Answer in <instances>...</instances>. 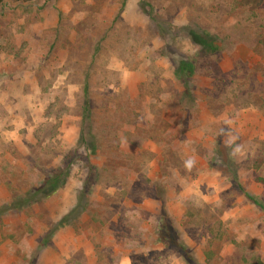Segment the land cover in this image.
Masks as SVG:
<instances>
[{"label": "rangeland", "instance_id": "374dc122", "mask_svg": "<svg viewBox=\"0 0 264 264\" xmlns=\"http://www.w3.org/2000/svg\"><path fill=\"white\" fill-rule=\"evenodd\" d=\"M70 153L62 188L0 216V264H264V0H7L0 207Z\"/></svg>", "mask_w": 264, "mask_h": 264}, {"label": "trees", "instance_id": "16d2710c", "mask_svg": "<svg viewBox=\"0 0 264 264\" xmlns=\"http://www.w3.org/2000/svg\"><path fill=\"white\" fill-rule=\"evenodd\" d=\"M6 1L7 0H0V9L5 6ZM15 1H17V2H28V1H33V0H15ZM189 31H187L188 36H189ZM189 38L191 39V41L194 44L200 46L203 50L208 49V47L206 45H204L203 43L193 41V39L190 36H189ZM209 48L213 49L214 52H218V50H219L218 47L213 48V46H211ZM186 62L190 66H187ZM176 64H177V69H176L177 70L176 71L177 79L180 80L181 84L183 85V87L185 89L184 94L191 97V96H193V88H192L193 85H192L191 80H192V76L194 74V66L192 63H190L189 61H187L185 59L177 61ZM84 92H85V95L88 93L86 87L84 89ZM84 112L85 113H84L83 119H82V126L83 127L81 129L79 146H82L87 152H92V151H94L95 148L93 147V145H91V141L87 137V129H86L87 125L88 124L90 125V122L88 121L89 117H90V114H89L90 108H89L88 103L84 107ZM74 163H75V154H71L70 156L66 155V154L63 155V160H62L61 166H59L56 169L57 171L54 170L55 172L53 171L52 174L45 175V177H43V181L41 182L39 187H37L35 190H30L29 192L25 193L24 196H17L15 198H13L7 204L1 206L0 207V216L6 214L8 212H11V211L22 210V209L30 206L31 204H33L35 202L42 201V200L47 199V198L51 197L52 195H54L60 188H62L65 185L67 179L69 178V176L71 174V168H72V165ZM90 175L91 174H89V176ZM93 175H94V173H93ZM93 175H91V177ZM88 180H90V178H88ZM235 182L238 183V181L236 179H235ZM91 186L92 185L90 183L89 184H88V182L86 183L85 188L81 192L77 206L71 211V213L68 216H66L63 219V222H65V224L66 223L70 224L69 223L70 215H72L73 213H77L78 209H80L82 200L85 199L89 194V188H93ZM239 186H240V188H242L240 184H239ZM245 195L249 201H251L255 205L259 206L264 211V203L262 201H260L256 196H253L248 192H245ZM157 199H158V206H159L160 212L162 214L161 220L163 219L165 221H168L169 216H168V213L166 210L165 202H163L159 198H157ZM168 245L171 246V244H168ZM168 245H166V246H168ZM181 248L184 249L185 253L187 252V247L185 245H182Z\"/></svg>", "mask_w": 264, "mask_h": 264}]
</instances>
